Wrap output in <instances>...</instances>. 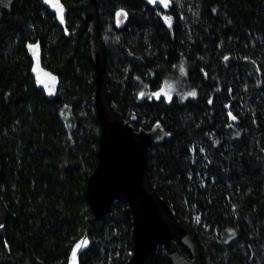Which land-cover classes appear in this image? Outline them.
Instances as JSON below:
<instances>
[{"label": "trees", "instance_id": "16d2710c", "mask_svg": "<svg viewBox=\"0 0 264 264\" xmlns=\"http://www.w3.org/2000/svg\"><path fill=\"white\" fill-rule=\"evenodd\" d=\"M62 1L66 28L41 0H17L0 22V189L9 207L0 264H123L132 252L124 198L88 220L101 131L96 67L83 0ZM98 4L113 104L135 128L160 120L171 133L151 145L150 173L203 264H264V0ZM119 8L129 12L121 28ZM37 39L60 77L54 98L31 73L26 43ZM171 81L178 89L165 95ZM155 262L172 264L160 248Z\"/></svg>", "mask_w": 264, "mask_h": 264}, {"label": "water", "instance_id": "95a60500", "mask_svg": "<svg viewBox=\"0 0 264 264\" xmlns=\"http://www.w3.org/2000/svg\"><path fill=\"white\" fill-rule=\"evenodd\" d=\"M16 1L0 0V22ZM145 1L163 9H168L172 3V0ZM41 2L55 13L57 22L66 28L65 3L62 0ZM82 18L90 30L89 46L96 67L95 107L101 121L98 163L88 176L86 185L88 220L99 219L110 209L113 201L124 198L132 219V252L123 264H156L155 254L158 248L172 264H203L201 249L194 234L180 221L171 204L159 193L150 173L151 145L170 138L171 133L160 120L149 129H137L115 108L108 86L110 78L106 71V47L102 38L98 0H83ZM128 20L127 9L119 8L115 11L114 22L117 28L126 25ZM26 49L32 59L31 73L37 87L43 89L48 98L56 97L60 77L44 66L41 41H28ZM3 167L0 146V180ZM8 216L9 207L0 189V234L3 237Z\"/></svg>", "mask_w": 264, "mask_h": 264}, {"label": "rangeland", "instance_id": "374dc122", "mask_svg": "<svg viewBox=\"0 0 264 264\" xmlns=\"http://www.w3.org/2000/svg\"><path fill=\"white\" fill-rule=\"evenodd\" d=\"M177 89H178V84L175 81H171L169 85L166 86L165 93H167V95H170L174 93V91H176Z\"/></svg>", "mask_w": 264, "mask_h": 264}, {"label": "snow or ice", "instance_id": "6c2138e0", "mask_svg": "<svg viewBox=\"0 0 264 264\" xmlns=\"http://www.w3.org/2000/svg\"><path fill=\"white\" fill-rule=\"evenodd\" d=\"M61 13H62V9H61ZM62 18V17H61ZM168 19V22L171 23L170 18H166ZM31 47V46H30ZM154 95H156L157 97L160 95V93H155ZM165 95H167V93H165ZM192 95H195V93H192ZM170 98V97H169ZM233 119H235V117H233ZM199 219V218H197ZM81 244H86V241H82L81 243L76 245V249H79L81 247ZM75 256H76V251H73V259L75 260Z\"/></svg>", "mask_w": 264, "mask_h": 264}, {"label": "bare ground", "instance_id": "6f19581e", "mask_svg": "<svg viewBox=\"0 0 264 264\" xmlns=\"http://www.w3.org/2000/svg\"><path fill=\"white\" fill-rule=\"evenodd\" d=\"M28 52V51H27ZM3 154V153H2Z\"/></svg>", "mask_w": 264, "mask_h": 264}]
</instances>
